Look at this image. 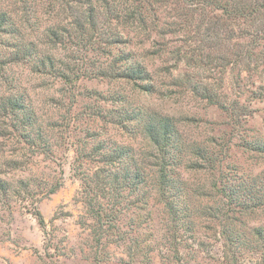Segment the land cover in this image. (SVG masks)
<instances>
[{"label": "rangeland", "instance_id": "1", "mask_svg": "<svg viewBox=\"0 0 264 264\" xmlns=\"http://www.w3.org/2000/svg\"><path fill=\"white\" fill-rule=\"evenodd\" d=\"M8 3L9 0H0V7L10 8ZM157 14L162 26L190 18L191 24L184 30L165 29L163 38L156 34L149 41L136 37L130 45L116 44L111 48L113 55L131 51L137 61L147 66L157 85L154 94H143L124 80L98 77V67L107 66L105 58L95 52H79L72 45L69 50L49 49L39 43V33L31 39L39 43L40 50L55 54L59 62L73 69L77 81L65 84L52 75H40L29 63L12 62L11 50L0 46V99L22 95L44 124L55 126L48 130V148L44 151L42 146L29 147L15 133H6L0 120V178L8 181L14 192L5 203L0 196V264H264V210L245 195V207H252L249 210L238 200L228 206V200L214 189L216 184L222 188L225 176L232 171L231 180L236 185L241 180L236 176L264 174V154L246 150L242 141L244 133L247 140H264V101L250 103L249 116L238 125L218 107L174 87L168 73L162 70L163 66L170 71L176 69L174 56L169 53L180 50L191 55L200 48L204 50H199L197 59L215 55L205 39L207 21L222 12L177 2L159 7ZM220 32L221 39H225V30ZM220 46L218 55L225 52L224 40ZM185 63L179 64L175 75L191 73L195 82L211 87L221 96L227 95L231 101L237 99L238 91L230 73L223 76L221 62L207 61L203 70L198 66L188 69ZM223 78L224 89L220 90ZM118 96L126 98L125 107L114 101ZM129 105L176 118L188 144L208 147L218 159L228 156L221 168L223 174L185 169V165L177 168L178 175L174 177L180 180L182 191L176 223L166 213L159 192L147 188L146 207L124 210L112 224H99L86 213L80 192L83 183L76 172L81 161L76 160L78 149L95 145L93 133L101 135L99 140L128 145L139 159L151 151L144 134L133 135L117 124V116ZM94 168L89 164L81 167L88 173ZM20 181L29 183L28 193L19 190ZM259 181L253 196L264 199V183ZM56 184H61L60 189L48 195ZM131 200L134 197L125 203ZM36 211L42 214L44 227ZM191 224L192 229H188ZM229 233L232 241L238 239L233 247L225 238Z\"/></svg>", "mask_w": 264, "mask_h": 264}, {"label": "trees", "instance_id": "2", "mask_svg": "<svg viewBox=\"0 0 264 264\" xmlns=\"http://www.w3.org/2000/svg\"><path fill=\"white\" fill-rule=\"evenodd\" d=\"M11 1L8 3L10 8L0 7V46L11 50L12 62L29 63L33 71L40 75H52L65 84H72L77 81L75 71L64 66V62H59L55 54L40 50L38 44L44 43L49 49L68 50L72 45L80 49L79 52H95L100 58L106 59L107 66L102 64L98 67V77L127 81L143 94H154L158 91L153 74L147 66L135 59L131 51L113 55L114 49L111 48L116 44L130 45L136 37L149 41L156 34L163 38L165 29L189 28L191 18L187 20L189 23L185 20L180 24L172 22L166 26L161 25L158 8L169 3H186L199 9L221 11V16L213 15L207 21L209 24L205 39L208 40V46H211L210 50L216 51L215 55L197 59L195 56L199 50H204L200 48L194 49L191 55L180 50L169 54L174 56L175 71H178L179 64L184 62L188 69L198 66L201 70L207 61L221 62L225 69L223 76L226 78L227 73H230L231 83L238 91L237 99L231 101L227 95L221 96L211 87L195 82L191 73L175 75V71H170L166 66H163L162 70L168 73L174 87L183 90L184 95L192 94L206 100L225 112L238 125L242 118L249 116L250 103L264 101V0ZM192 22L195 20L192 19ZM222 29L225 30V39H221ZM35 33L41 36L39 43L32 40ZM223 40L225 52L218 55ZM148 52L149 50L145 49V54ZM159 56L162 59L161 55ZM224 84L223 78L220 90L224 89ZM114 101L121 107L128 103L124 96L115 97ZM119 115L117 124L133 135L144 134L150 143L151 151L139 159L128 145L99 140L101 135L93 133L95 145L89 149H78L76 160L81 161L76 172L83 183L80 192L86 213L99 224H112L124 210H143L146 207L147 188L159 192L166 213L172 222L176 223L177 217H180L178 205L181 196L178 186L181 182L174 177L178 175L177 168L185 165V169L206 170L213 175L223 174L221 168L228 156L224 155L218 159L208 147L188 144L176 118L131 105ZM0 120L6 133H15L29 147L42 146L43 150L47 146L48 130L55 127L53 124H44L25 97L15 94L0 99ZM181 121L184 122L183 119ZM247 138L244 133L242 141L246 150L264 154V140ZM192 155L194 157L190 159ZM85 164L94 165V171L88 173L82 170L81 167ZM228 174L230 176H225L222 188L217 184L214 186L217 195L226 198L228 206L238 200L243 207L246 204V196L254 199L260 205L258 207L264 210V199L253 196L258 192L259 180L264 183V174L241 178L236 176V179H241L239 185L231 180L233 171ZM29 187V183L25 181H20L18 186L20 191L27 193ZM60 187L61 184L51 186L48 195L55 194ZM13 193L11 184L0 178V196L4 203L12 198ZM130 197H134V201L125 203ZM104 201H107V205ZM245 208L249 210L252 207ZM217 214L215 212L216 216ZM35 215L40 226L44 227L42 214L36 211ZM113 226L115 225L109 227ZM191 226L192 224L189 227L186 225L188 229H192ZM231 234L225 238L233 247L238 239L232 241V237H229Z\"/></svg>", "mask_w": 264, "mask_h": 264}]
</instances>
